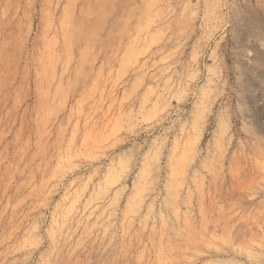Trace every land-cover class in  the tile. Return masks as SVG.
<instances>
[{
	"label": "rangeland",
	"instance_id": "374dc122",
	"mask_svg": "<svg viewBox=\"0 0 264 264\" xmlns=\"http://www.w3.org/2000/svg\"><path fill=\"white\" fill-rule=\"evenodd\" d=\"M0 264H264V0H0Z\"/></svg>",
	"mask_w": 264,
	"mask_h": 264
}]
</instances>
